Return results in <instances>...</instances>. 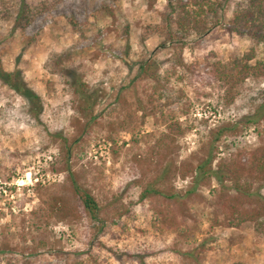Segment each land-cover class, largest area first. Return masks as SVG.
<instances>
[{
	"label": "rangeland",
	"instance_id": "obj_1",
	"mask_svg": "<svg viewBox=\"0 0 264 264\" xmlns=\"http://www.w3.org/2000/svg\"><path fill=\"white\" fill-rule=\"evenodd\" d=\"M2 1L0 66L18 70L40 111L0 81V264H264L253 223L230 225L229 181L210 178L175 206L141 197L159 168L183 194L181 169L211 154L213 169L247 168L264 146V123H243L264 79L232 90L208 81L251 48L261 57V44L228 30L242 0L175 49L157 33L167 0ZM20 9L34 17L23 28ZM218 127L229 132L214 146ZM76 189L91 193L94 215ZM252 193L261 200L264 185ZM159 212L172 229L158 228Z\"/></svg>",
	"mask_w": 264,
	"mask_h": 264
},
{
	"label": "trees",
	"instance_id": "obj_2",
	"mask_svg": "<svg viewBox=\"0 0 264 264\" xmlns=\"http://www.w3.org/2000/svg\"><path fill=\"white\" fill-rule=\"evenodd\" d=\"M1 6H3V1ZM57 1V0H54ZM59 1V0H58ZM229 0H167L163 11L161 12V21L163 25L157 27V33L164 38L162 46L165 48L175 49L187 42L192 33L197 35L205 34L207 26L213 20L218 22V11L224 7ZM9 10V9H8ZM3 8L4 16L10 13V10ZM7 13V14H5ZM33 15L28 9H20L16 12L14 21L18 25L24 22L22 28L29 25L33 20ZM217 19V20H216ZM237 35L248 36L255 46L261 44L263 46L261 57L259 58L254 48L235 59L230 65L219 68L215 67V73L208 78V81L215 82L217 89H235L248 79H264V0H242L234 7L232 18L229 20V29ZM66 61L68 59L66 58ZM253 61V63H251ZM57 68L62 71L65 60L61 59L57 62ZM18 70L8 72L0 66V81L2 84L17 93L23 99L27 100L31 105V110L38 120L40 99L28 89L25 82L19 76ZM55 74H59L56 71ZM35 104V105H34ZM37 104V105H36ZM252 110L248 111V117H245L243 123L246 126L257 127L264 123V90L259 91L256 96L250 99ZM205 123V122H204ZM176 127V125H173ZM228 131V128H215L208 132L207 136L216 146L222 135ZM210 133V134H209ZM249 167H239L234 164L219 165L216 169L212 168L213 155L201 160L196 165H192L188 169L179 171L181 178L190 177V187L185 193H179L174 187H171L164 180L166 178L165 171L161 168L157 169V189L145 188L141 197L152 194L153 199H157L163 204L175 206L183 198H190L189 195L194 193L198 186L206 185L210 178H216L220 183L229 181L232 189L236 193L234 203L230 207L227 214L235 217L230 218V225L239 226L245 222L253 223L254 233L260 239L264 240V197L253 199L252 186L256 182L258 186L264 185V146L257 149L252 154ZM222 170H224L222 172ZM164 183H166L164 185ZM75 198L79 202L81 212L94 215L98 211V206L90 192L75 190ZM255 203L258 206L253 211L242 209L243 204ZM256 200V201H252ZM55 206V205H53ZM54 209V208H53ZM77 209L68 208L67 213H74ZM80 212V211H79ZM68 214V215H69ZM157 226L163 231L164 229H172L176 221L173 216L166 217L162 212L158 213ZM95 261V259H94ZM96 263V262H95Z\"/></svg>",
	"mask_w": 264,
	"mask_h": 264
}]
</instances>
